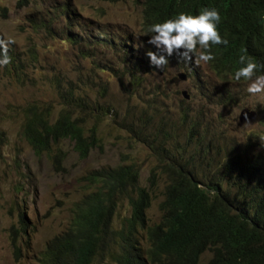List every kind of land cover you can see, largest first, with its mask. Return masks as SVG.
<instances>
[{
  "label": "rangeland",
  "instance_id": "obj_1",
  "mask_svg": "<svg viewBox=\"0 0 264 264\" xmlns=\"http://www.w3.org/2000/svg\"><path fill=\"white\" fill-rule=\"evenodd\" d=\"M65 8L77 22L76 32H84L81 26L89 30L87 43L73 44L63 33L68 24ZM141 16L133 0H0V39H11L8 49L29 65L21 76L0 67V264H38L47 243L69 227L75 203L86 195L90 184L84 177L103 168L134 164L145 185L156 172L155 201L148 215L158 221L165 160L150 146L160 147L155 140L163 138L161 126L181 144L186 142L184 115L203 120L213 154L226 145L244 150L250 141L260 143L252 152L264 154V94L249 95L247 82L222 79L203 61L195 62L199 75L178 62L137 70L129 58L124 62L127 43L122 50L110 49L104 34L92 28L98 22L108 36L116 34L123 43L131 38L141 51H153L140 39ZM179 73L189 74L187 81ZM141 77L143 83L136 85ZM69 90L77 101L84 98L87 106L76 107V114L89 113L88 128L96 126L100 146L83 159L75 143L66 140V159L59 166L35 154L23 127L30 104L51 105L57 115L66 108L63 96ZM140 133L146 143L137 139ZM129 209L123 201L117 220L129 216ZM21 212L29 230L18 242L21 252L16 256L10 231ZM143 245L146 249L145 241ZM95 264L116 263L106 255Z\"/></svg>",
  "mask_w": 264,
  "mask_h": 264
},
{
  "label": "trees",
  "instance_id": "obj_2",
  "mask_svg": "<svg viewBox=\"0 0 264 264\" xmlns=\"http://www.w3.org/2000/svg\"><path fill=\"white\" fill-rule=\"evenodd\" d=\"M133 1L141 9L142 43H146L152 23L178 12L195 15L202 8L215 7L221 17L218 31L228 44L211 46L214 59L207 62L211 71L222 79L235 81L238 59L245 56L257 65L259 72H264V0ZM64 10L68 24L63 33L73 44L87 43L89 30L81 26L84 32H76L77 22L69 8ZM94 24L92 28L96 34H104L103 41L110 49L122 50L127 43L125 63L129 58L137 70L150 66L146 45L141 51L131 38L123 43L118 35L108 36L98 22ZM7 55L8 71L15 70L19 76L27 73L29 65L24 59L9 49ZM189 64L190 74H198L195 60ZM143 81L141 77L135 84ZM65 95L61 96L68 100L66 108L57 115L51 105L30 104L23 127V135L35 154L48 156L59 166L66 159L62 147L66 140L75 143L83 159L100 146L96 126L88 128L89 113L76 114V107L87 106L84 98L77 101L70 90ZM182 119L189 126L186 142L181 144L161 126L163 138L155 140L160 147L150 146L165 160L162 175L166 185L159 203V220L152 221L148 215L155 201L152 189L157 186L156 172L152 171L149 185H145L134 164L94 171L84 177L90 187L75 203L69 227L47 243L38 264H95L99 256L105 259L106 255L116 264H264V154L252 152L260 143L250 141L244 150L226 145L224 151L220 148L213 154L203 120L198 117V122L193 121L188 115ZM139 121H143L142 117ZM261 124L262 139L264 118ZM141 134L136 135L137 139L146 143V135ZM123 201L128 202L129 216L118 221ZM28 230L25 213L21 212L10 231L16 256L21 252L18 242L28 236Z\"/></svg>",
  "mask_w": 264,
  "mask_h": 264
},
{
  "label": "clouds",
  "instance_id": "obj_3",
  "mask_svg": "<svg viewBox=\"0 0 264 264\" xmlns=\"http://www.w3.org/2000/svg\"><path fill=\"white\" fill-rule=\"evenodd\" d=\"M220 20V14L215 7H205L195 15L178 12L162 22L150 24L146 43L155 51L145 52L149 65L158 70L164 65L170 66L178 62L183 68L190 69V60L197 63L212 61L214 55L211 46L228 44V40L222 38L218 31ZM11 43V39H0V67L10 62L7 50ZM172 56H175L173 60H169L168 57ZM238 63L240 66L234 71L233 79L238 82L246 81L245 91L251 96L264 94V72H259L257 65L245 56H240ZM186 76L188 78L189 74Z\"/></svg>",
  "mask_w": 264,
  "mask_h": 264
},
{
  "label": "water",
  "instance_id": "obj_4",
  "mask_svg": "<svg viewBox=\"0 0 264 264\" xmlns=\"http://www.w3.org/2000/svg\"><path fill=\"white\" fill-rule=\"evenodd\" d=\"M179 77H180V79H182L183 81H186V80H187V76H186V74H179ZM186 92H187L186 90L183 91V94L185 95L186 98H189V96L187 95Z\"/></svg>",
  "mask_w": 264,
  "mask_h": 264
}]
</instances>
